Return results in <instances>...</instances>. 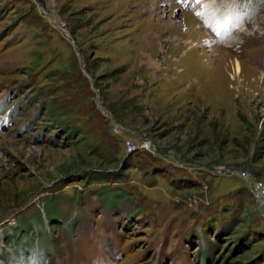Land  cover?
<instances>
[{
    "label": "rangeland",
    "instance_id": "obj_1",
    "mask_svg": "<svg viewBox=\"0 0 264 264\" xmlns=\"http://www.w3.org/2000/svg\"><path fill=\"white\" fill-rule=\"evenodd\" d=\"M0 264H264V0H0Z\"/></svg>",
    "mask_w": 264,
    "mask_h": 264
},
{
    "label": "trees",
    "instance_id": "obj_2",
    "mask_svg": "<svg viewBox=\"0 0 264 264\" xmlns=\"http://www.w3.org/2000/svg\"><path fill=\"white\" fill-rule=\"evenodd\" d=\"M71 115V114H70ZM96 183H101L102 181L100 180V181H95ZM116 191V190H115ZM128 191L129 190H127V189H123V188H121V189H119L118 191H116L118 194H119V196H123V198H128V199H131V197H127V194H128ZM98 192H101L102 193V195L105 197L106 196V194H108L109 193V188H106V187H104V186H102V187H100V189L98 190ZM56 204H57V201H56V199H54V201L53 202H50L49 203V206H51L52 207V209L54 210V208L56 207ZM49 206L47 207V209L49 208ZM41 214H40V212H38V217L39 218H41V216H40ZM27 230H29V227H28V229H26V231ZM26 231H24L25 233H26Z\"/></svg>",
    "mask_w": 264,
    "mask_h": 264
},
{
    "label": "built area",
    "instance_id": "obj_3",
    "mask_svg": "<svg viewBox=\"0 0 264 264\" xmlns=\"http://www.w3.org/2000/svg\"><path fill=\"white\" fill-rule=\"evenodd\" d=\"M249 185L251 184V182L250 183H248ZM255 186V185H254ZM252 187H253V185L251 184V186H249V188H250V190H251V193L253 192V190H252ZM255 199L256 200H259L260 198L259 197H255Z\"/></svg>",
    "mask_w": 264,
    "mask_h": 264
},
{
    "label": "bare ground",
    "instance_id": "obj_4",
    "mask_svg": "<svg viewBox=\"0 0 264 264\" xmlns=\"http://www.w3.org/2000/svg\"><path fill=\"white\" fill-rule=\"evenodd\" d=\"M227 23V22H226Z\"/></svg>",
    "mask_w": 264,
    "mask_h": 264
}]
</instances>
